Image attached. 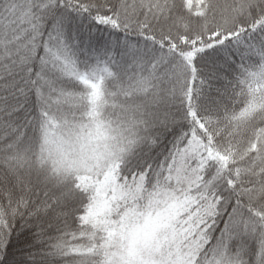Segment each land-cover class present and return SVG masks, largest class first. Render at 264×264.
<instances>
[{"label":"snow or ice","instance_id":"1","mask_svg":"<svg viewBox=\"0 0 264 264\" xmlns=\"http://www.w3.org/2000/svg\"><path fill=\"white\" fill-rule=\"evenodd\" d=\"M0 264H264V0H0Z\"/></svg>","mask_w":264,"mask_h":264}]
</instances>
